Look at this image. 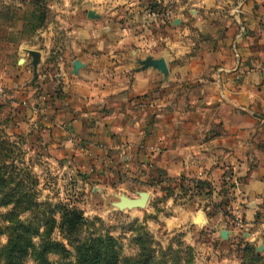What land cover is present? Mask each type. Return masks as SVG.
I'll list each match as a JSON object with an SVG mask.
<instances>
[{"label": "rangeland", "instance_id": "1", "mask_svg": "<svg viewBox=\"0 0 264 264\" xmlns=\"http://www.w3.org/2000/svg\"><path fill=\"white\" fill-rule=\"evenodd\" d=\"M239 2L0 0V167L6 168L9 180L0 197L9 194L30 206L23 212L14 204L0 207V248L22 225L36 232L30 238L37 248L45 242L62 245L48 254L52 264H82L76 248L86 244L95 250L101 246L99 239L108 237L119 252L117 264L137 259L148 249L154 250L158 264H184L186 259L190 264H264V250L258 251L264 246V193L257 207L252 206L255 212L247 214L246 197L238 190L241 182L224 179L225 175L219 181L198 184L200 179L191 173L169 179L139 164L86 168L79 149H60L38 119L19 125L10 122L7 116L12 109H2L1 102L12 83L23 76L25 87L30 88L41 82L40 76L55 77L65 61L78 72L72 61L85 65L77 56L85 43L93 60L89 71L99 76V85L128 82L134 76V67H128L134 62L133 49L152 45L171 49L180 37L206 44L209 37L191 21L193 15L228 19L237 12ZM149 36L155 39L148 42ZM146 57L137 58L138 68ZM39 88L42 94L44 89ZM95 170L102 171L103 177L95 176ZM141 191L150 193L145 207L114 205L121 194L137 198ZM61 206L81 210L85 220L77 234L70 236L64 230ZM10 211L17 225L5 217ZM248 217L252 226L247 224ZM0 264H5L3 259ZM25 264H37L32 253Z\"/></svg>", "mask_w": 264, "mask_h": 264}, {"label": "crops", "instance_id": "2", "mask_svg": "<svg viewBox=\"0 0 264 264\" xmlns=\"http://www.w3.org/2000/svg\"><path fill=\"white\" fill-rule=\"evenodd\" d=\"M218 19L192 17L206 44L180 37L171 49H133L134 76L120 85H99L85 43L78 72L65 61L55 77L40 76L30 88L23 76L1 98L2 109H12L7 117L17 125L38 119L60 149L81 151L86 168L139 164L169 179L233 178L241 182L245 211L255 212L264 193V0H240L234 15ZM146 55L164 58L169 75L138 68Z\"/></svg>", "mask_w": 264, "mask_h": 264}, {"label": "trees", "instance_id": "3", "mask_svg": "<svg viewBox=\"0 0 264 264\" xmlns=\"http://www.w3.org/2000/svg\"><path fill=\"white\" fill-rule=\"evenodd\" d=\"M15 164H12V168ZM4 171L5 167H0V191L1 188L8 185L9 180L6 178ZM204 180H198V184H204ZM14 200V196H9L6 194L0 197V207L14 204L17 210L21 212L29 210L30 206L28 204H21L19 198ZM62 213V225L64 230L68 235H75L80 230L84 223V216L78 208H67L61 206ZM1 215V212H0ZM8 221L16 222L15 213L10 211L5 216ZM14 231L18 232L16 236H10L6 246L0 248V261L4 260L5 264H25L26 258L32 253L36 258L37 264H52L48 259V254L50 252L59 251L62 249V245L57 242H45L40 246L36 247L30 236L35 234L33 230L20 226L19 228H14ZM3 232L0 231V234ZM99 244L95 250H90L88 245L83 244L80 248H76L79 252V259L82 264H117L119 260V252L114 248V240L108 237L107 240L102 238L99 239ZM106 245L105 248L102 246ZM91 251V253H90ZM125 264H158L156 262V257L154 256V250H149L148 253H141L139 258L127 259ZM165 264V263H162ZM184 264H190V260L186 259Z\"/></svg>", "mask_w": 264, "mask_h": 264}, {"label": "water", "instance_id": "4", "mask_svg": "<svg viewBox=\"0 0 264 264\" xmlns=\"http://www.w3.org/2000/svg\"><path fill=\"white\" fill-rule=\"evenodd\" d=\"M75 70L78 71L82 64L76 60L74 61ZM141 67L142 69L147 68H154L156 70H159L164 76L169 75V69L167 62L164 58H153L152 56L146 57L144 60L141 61ZM150 198V193L147 191H141L139 192V197L137 198H131L128 197L125 194H121L119 197V200L114 203V205L120 209L124 208H143L147 205L148 200ZM264 250V246H259L258 251Z\"/></svg>", "mask_w": 264, "mask_h": 264}]
</instances>
